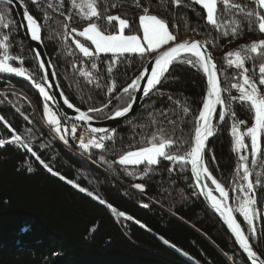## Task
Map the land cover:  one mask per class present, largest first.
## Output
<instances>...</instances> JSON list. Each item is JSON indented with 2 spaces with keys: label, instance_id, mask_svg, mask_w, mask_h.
I'll return each mask as SVG.
<instances>
[{
  "label": "trees",
  "instance_id": "obj_1",
  "mask_svg": "<svg viewBox=\"0 0 264 264\" xmlns=\"http://www.w3.org/2000/svg\"><path fill=\"white\" fill-rule=\"evenodd\" d=\"M23 2L26 10L44 26L42 43L46 55L63 96L74 106L81 110L91 106L100 107L110 98L106 87L112 80L116 81L119 90L138 74V56L129 57L131 62L121 63L109 74L105 63L108 55L102 54L100 72L97 73L102 76L99 80L101 86L97 88L95 83L88 84L73 70L72 64L90 69V63L81 64L84 60L82 55L71 44V40L65 41L62 37L60 25L64 17L47 7L49 2L62 4L60 11L67 13L70 0H39V8L31 0ZM141 2L149 5L154 14L167 19L170 25H177L171 30L178 33L180 39L215 42L209 44L208 48L223 73L221 81L224 87L235 82L231 78L238 74V70L226 67L224 53L253 40L264 39V34L250 31L246 21L242 22L239 35H222V32H217L205 23L203 10L192 0H182L178 7L172 5L170 0ZM237 2L254 6L250 0ZM102 3H115L118 7L112 8L111 13L124 14L134 21V28L137 26L135 18L140 9L134 6V0H102ZM45 11L50 19L45 20ZM0 12L5 13V22H11L8 29L0 25V36L10 35V54L22 57L23 66L42 83L35 56L23 37L14 11L0 4ZM84 23L74 16L69 27L80 28ZM259 62V59L255 64L248 62L250 72L255 69L258 74ZM14 66L20 65L17 62ZM173 77H178V81H173ZM160 87L165 95H150L131 118L113 129L114 140L105 142V150L90 149L86 153L78 147V139H73L70 133L68 144H64L53 133L43 119L42 109L46 101L28 80L14 74L0 73V117L22 137H27L33 149L55 170L94 191L117 211L133 217L132 220L118 217L106 206L50 175L26 151L15 145H5L0 148V264H233L229 256L234 258L236 264H241L245 258L225 229L201 199L192 194L195 189L189 171L168 172L167 169L172 165L162 161L147 177L138 179L126 175L119 164L109 167V163L118 159L120 154L134 149L143 137L155 130L150 126L152 117L149 113H153L157 121H163L158 113L166 109L168 119L177 120L176 136H180L181 130L185 134L190 131L191 125L187 121L192 116L181 120L179 117L183 116L182 112H179V116L173 115L176 106L167 100V96L172 95L173 100L180 103L187 102L193 113H196L204 91L202 74L186 65L177 64L171 68L169 80ZM232 94H236L235 90H232ZM118 95L119 91L111 95L112 107L120 103L116 99ZM89 96L91 99H88ZM47 103L58 113L51 101ZM233 109L237 117L247 120L248 113L239 104H234ZM110 114L111 107L103 113L93 114V119L104 120ZM61 119L62 124L71 127L73 122L62 116ZM77 125V137L82 133L87 135L84 127ZM163 127L172 133L173 125L165 121ZM10 136L11 132L0 120V139ZM230 145L228 127L220 129L210 140L206 154L210 170L228 187L231 186L236 165ZM213 154L215 162L212 161ZM101 156L108 163L102 162ZM25 161L32 163L33 172L21 168ZM142 167L135 171L139 173ZM262 169L255 167L257 172H263ZM134 183H143L145 191L141 193L134 189ZM257 191L259 196L264 197V189ZM145 203L149 205L148 208L141 206ZM259 207L264 211V203ZM257 227L258 230H264V223L258 222ZM161 238L167 239L182 252H187L188 256L164 244ZM260 244L264 246V238Z\"/></svg>",
  "mask_w": 264,
  "mask_h": 264
},
{
  "label": "snow or ice",
  "instance_id": "obj_2",
  "mask_svg": "<svg viewBox=\"0 0 264 264\" xmlns=\"http://www.w3.org/2000/svg\"><path fill=\"white\" fill-rule=\"evenodd\" d=\"M11 2L12 0H8L9 4ZM170 2L178 7L182 0H170ZM192 2L203 10L205 23L217 32H222L224 36L239 35L243 21L247 22L250 31L255 30L264 34V0H250L251 5L254 6L241 4L237 0H192ZM31 3L40 7L39 0H31ZM134 6L140 9L139 15L135 18L137 24L135 28L134 21L126 15L111 13L112 8L118 7L115 3H102V0H70L67 13L60 11L62 4L48 3V9L58 11L59 15L64 17V22L60 25L63 29V39L71 40V44L82 55L84 60L81 64L90 63V69L80 67L76 63L72 64L73 70L88 84L95 83L97 88L101 86L99 80L102 76L97 73L100 72L99 61L102 54L108 55L105 63L109 74L113 73L121 63L129 61V57L140 58V70L130 82L121 86L119 90L115 80L107 85L106 91L110 97L107 103H103L100 107H88L87 110L74 106L67 97L63 98V103L77 113L75 121L84 124H88L94 118L93 114L103 113L110 107L111 114L107 118L119 119L126 117L133 110L138 99L135 93L140 92L145 98L153 94L163 97L165 92L160 86L169 80L170 70L174 65H186L200 72L204 80V91L196 113H193L187 102L180 103L178 100L174 101L172 95L167 96V100L176 106L173 115L179 116V112H182L183 116L179 117L181 120L192 116V119L187 121L191 125L190 131L185 134L181 130L180 136H176L177 120L168 119L169 113L166 109L158 113L163 121H157L153 113H149L152 117L150 126L155 130L143 137L134 149L120 154L118 159L109 163V167H112V164H119L123 166L126 175L138 179L147 177L162 161L172 165L167 169L168 172L190 171L192 186L195 189L192 194L202 196L208 207L226 226L243 257H246L242 259L241 264H264V246L260 244L261 239L264 238V230H258L257 227L258 222L264 223V211L259 207L264 203V197L259 196L257 191L264 189V172L255 171V167H264V39L253 40L224 53L226 67L238 70V74L231 78L235 82L224 87L220 79L223 73L208 48L209 44L215 43L213 40L202 42L191 38L180 39L178 33L171 30L173 27H178L177 25H170L167 19L154 14L151 7L142 4L141 0H134ZM74 16L86 23L80 28L69 27ZM44 18L50 19L47 11L44 12ZM23 19L25 21L23 27L30 38L38 43L42 42L44 26L40 20L28 10L23 12ZM10 24V21L5 22V13L0 12V25L8 29ZM41 55L39 51L34 53L39 69L44 70L45 61L41 59ZM257 59L260 61L258 74L255 69L250 72L248 67L249 61L255 64ZM17 62L20 66H14ZM23 63L22 57L10 54V35L0 36V73L23 77L32 84L46 101L43 104V117L59 140L68 144L70 133L73 139H78V147L83 152L87 153L90 149L105 150V142L114 140L115 130L90 127L87 129V135L82 133L77 137L78 125L72 123L69 128L66 123L62 124L61 115L47 103L53 100V96L47 90V75L42 77L43 83L38 82L34 73L24 67ZM178 79L173 77V81ZM232 90H235V95L232 94ZM117 91L120 95L116 99L120 103L112 107L111 95ZM88 99L91 97L89 96ZM234 104L244 108L250 115V120L239 119L233 109ZM229 119L231 120L229 125L231 151L236 155L230 187L213 174L206 159L209 138L216 134L219 124ZM0 120L4 121L11 132L10 138L0 139V148L5 145H15L29 153L53 177L84 193L100 205L106 206L118 217L133 219L125 212L117 211L94 191L82 187L75 180L68 179L55 170L33 149L27 137L18 134L3 117H0ZM165 121L173 125L171 134L163 127ZM100 160L108 163L104 156H101ZM212 161L215 162L214 154ZM249 162L253 167H250ZM141 166H143L142 171L137 173L135 169ZM21 168H26L29 173L34 171L30 161H25ZM132 187L141 193L145 191L143 183H134ZM141 206L149 207L146 203ZM140 226L146 227L144 224ZM253 241L256 243L254 244ZM163 243L175 248L177 252H182L167 239H163ZM182 254L188 256L187 252ZM228 259L236 264L232 256Z\"/></svg>",
  "mask_w": 264,
  "mask_h": 264
},
{
  "label": "water",
  "instance_id": "obj_3",
  "mask_svg": "<svg viewBox=\"0 0 264 264\" xmlns=\"http://www.w3.org/2000/svg\"><path fill=\"white\" fill-rule=\"evenodd\" d=\"M0 4H5L7 6H9L15 13L16 18L18 20L19 23V27L20 30L23 34V37L26 41V43L28 44V46L31 48L32 53L34 54L35 51H39L42 55H41V59H43L45 61V69L44 70H40L42 77L44 75H47L48 80H47V90L49 91V93L53 96V104L55 106V109L58 111V113L64 117L66 120L70 121V122H74L76 124H80L84 127V129L87 131L88 128L90 127H102V128H106L109 130H113L119 126H121L124 122H126L137 110L138 108L142 105V103L148 98L143 97L142 93L137 92L135 93V95L138 97L133 110L126 116V117H122L119 119H104V120H94L92 119L90 122H88V124H84L82 122H78L75 121V116L77 115V113L74 111V109H69L64 103H63V95L60 91V89L57 86L56 83V79H55V75L52 72L51 66L49 64L44 46L42 42H37V41H33L30 38V35L27 33L25 27H23V25L25 24V21L23 19V12L26 10L25 4L23 2V0H12V2L9 4L8 0H0ZM184 39H189V38H184ZM191 39H195V38H191ZM216 62V60H215ZM217 63V62H216ZM218 65V64H217ZM219 68V67H218ZM221 79V76H220ZM142 83H144L142 81ZM212 139L209 138L208 142H207V147L208 144L210 142V140ZM190 177H191V173L189 171ZM192 180V178H191ZM193 183V180H192ZM210 183V182H209ZM201 199V201L203 202V204L205 205V207L208 209V211L214 215L217 220L219 221V223L221 224V226L225 229V231L227 232V234L229 235V237L231 238V240L234 243V238L231 236L230 232L227 230L226 226L223 224V222L220 220V218L218 217V215H216L209 207L207 202L205 201V199L200 196L199 197ZM235 247L238 249V251L240 252V254L243 256V254L241 253L240 249L238 248V246L234 243ZM246 259V257H244Z\"/></svg>",
  "mask_w": 264,
  "mask_h": 264
},
{
  "label": "flooded vegetation",
  "instance_id": "obj_4",
  "mask_svg": "<svg viewBox=\"0 0 264 264\" xmlns=\"http://www.w3.org/2000/svg\"><path fill=\"white\" fill-rule=\"evenodd\" d=\"M239 119H241V117L239 116L238 117ZM217 119H218V117H217ZM247 120H250V115L248 114V117H247ZM230 122H231V120L229 119L228 121H226V122H224L223 124H219L218 125V130H217V132H216V134L218 133V131L221 129V130H223L224 128H226V127H228V135H229V125H230ZM215 134V135H216ZM214 135V136H215ZM213 136V137H214ZM230 136V135H229ZM231 138V137H230ZM231 146V145H230ZM232 152V151H231ZM232 155L234 156V158H235V160H236V155L232 152ZM263 169V172H264V167H262Z\"/></svg>",
  "mask_w": 264,
  "mask_h": 264
},
{
  "label": "bare ground",
  "instance_id": "obj_5",
  "mask_svg": "<svg viewBox=\"0 0 264 264\" xmlns=\"http://www.w3.org/2000/svg\"><path fill=\"white\" fill-rule=\"evenodd\" d=\"M48 58V57H47ZM48 61H49V59H48ZM49 64H50V61H49ZM50 66H51V64H50ZM39 68V67H38ZM51 69H52V66H51ZM52 72H53V69H52ZM53 74H54V72H53ZM56 79V78H55ZM42 83H43V80H42ZM56 83H57V86H58V88H59V85H58V82H57V80H56ZM60 89V88H59ZM61 91V90H60ZM62 93V92H61ZM24 96V95H23ZM64 97V96H63ZM51 103H53L52 101H51ZM54 105V104H53ZM132 117V116H131ZM130 117V118H131ZM74 123V122H73ZM43 129H44V127H43ZM46 130V129H45ZM47 131V130H46ZM52 136V135H51ZM53 137V136H52ZM157 237H160V236H158L157 235Z\"/></svg>",
  "mask_w": 264,
  "mask_h": 264
},
{
  "label": "rangeland",
  "instance_id": "obj_6",
  "mask_svg": "<svg viewBox=\"0 0 264 264\" xmlns=\"http://www.w3.org/2000/svg\"><path fill=\"white\" fill-rule=\"evenodd\" d=\"M42 113H43V109H42ZM43 119H44V117H43ZM45 121V120H44Z\"/></svg>",
  "mask_w": 264,
  "mask_h": 264
}]
</instances>
